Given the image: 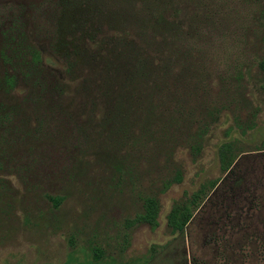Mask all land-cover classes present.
I'll list each match as a JSON object with an SVG mask.
<instances>
[{
  "label": "rangeland",
  "instance_id": "1",
  "mask_svg": "<svg viewBox=\"0 0 264 264\" xmlns=\"http://www.w3.org/2000/svg\"><path fill=\"white\" fill-rule=\"evenodd\" d=\"M100 1L126 15H140L143 9L141 0ZM57 3L0 0V31L20 20L26 42L36 47L42 63L35 80L31 73L23 79L0 61V77L5 71L19 78L10 90L0 87V264H264V150L257 148L264 139V72L255 65L264 55V39L255 32L245 37L243 56L249 60L242 68V92L247 103L219 115L197 158L181 144L169 157L141 160L131 179L120 182L113 170L122 155L120 144L94 127L99 112L81 104L74 92L94 76L95 67L91 61L81 64L78 56L85 50L79 40H71L76 34H64L63 44L54 46L60 32ZM92 29L86 23L79 32ZM38 83L43 91L37 92ZM234 118L253 126L245 136L235 128L225 136ZM229 141L237 152L221 172L217 148ZM175 171L180 182L164 189L161 182L172 180ZM212 180L216 183L183 230L171 232L166 224L170 207ZM144 196L157 200V227H127L126 220L141 212ZM48 197L61 201L53 207ZM94 248L101 253L98 259Z\"/></svg>",
  "mask_w": 264,
  "mask_h": 264
},
{
  "label": "trees",
  "instance_id": "2",
  "mask_svg": "<svg viewBox=\"0 0 264 264\" xmlns=\"http://www.w3.org/2000/svg\"><path fill=\"white\" fill-rule=\"evenodd\" d=\"M141 1L140 15H126L125 10L115 7L109 10L100 0L57 3L60 32L54 46L63 44L64 34H76L71 40H79L85 50L78 56L81 64L91 61L95 67L94 76L89 81L83 79L74 92L81 104L89 103L93 113L99 112L94 127L102 134H113L120 144L122 155L113 163L120 182L131 179L141 160L159 154L169 157L181 144L192 158H197L204 137L219 115L232 105L247 103L242 92V68L249 60L243 56L245 37L255 32L264 39V0H149L148 6L147 0ZM86 23L93 26L91 32H79ZM23 26L15 18L7 30L0 31V61L23 79L31 73L36 80L42 67L41 56L34 45L26 42ZM241 47L242 52L238 51ZM222 50L230 51L223 55ZM255 65L264 72V55L255 59ZM71 68L72 63H68V76ZM17 80L14 73L4 71L0 87L10 90ZM37 85V92L43 91ZM58 85L53 84L59 95ZM212 87L216 88L214 94ZM232 121L233 127L227 128L225 136L234 128L245 136L246 130L253 127L239 124L238 118ZM257 148L264 150V139ZM235 150L230 141L218 146L219 171L230 166ZM180 179L175 171L172 180L161 182L162 187L179 183ZM215 183L203 182L174 202L166 214L171 232L183 230ZM48 199L53 207L61 201V197ZM141 200V212L126 220L125 225L144 223L155 229L157 200L152 196ZM100 254L98 249H92L94 259Z\"/></svg>",
  "mask_w": 264,
  "mask_h": 264
}]
</instances>
